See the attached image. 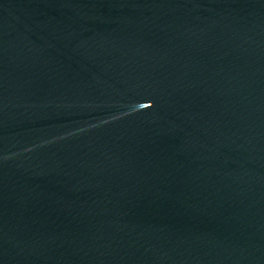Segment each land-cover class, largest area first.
Returning <instances> with one entry per match:
<instances>
[{"label":"water","instance_id":"water-1","mask_svg":"<svg viewBox=\"0 0 264 264\" xmlns=\"http://www.w3.org/2000/svg\"><path fill=\"white\" fill-rule=\"evenodd\" d=\"M0 264H264V0H0Z\"/></svg>","mask_w":264,"mask_h":264}]
</instances>
